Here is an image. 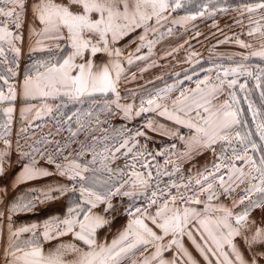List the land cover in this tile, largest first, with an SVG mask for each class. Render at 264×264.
<instances>
[{
    "label": "snow or ice",
    "instance_id": "1",
    "mask_svg": "<svg viewBox=\"0 0 264 264\" xmlns=\"http://www.w3.org/2000/svg\"><path fill=\"white\" fill-rule=\"evenodd\" d=\"M191 2L0 0V66L6 72L0 74L6 86V90L0 86V111L6 117L0 123V180L19 164L13 186L59 175L69 183L50 188L44 198H58L53 193L69 191L76 196L63 218L53 217L42 225L13 229L9 215L4 264H264V112L258 113L249 102L258 143L251 131L238 130L246 124L240 119L234 90L238 85L246 91L247 79H252L264 100V68L252 70L241 62L221 68L214 78L206 75L196 80L194 88L178 90L172 85L149 93L140 99L138 108L135 102L121 103L126 99L120 91L122 80L127 79L123 64L149 58L138 55L145 47L151 53L157 43L149 34L163 36L161 29L172 31L168 24L181 25L228 11L218 9L217 0H203L189 14L173 17ZM240 12L247 14V36L258 38L260 44L256 48L239 37L233 42L252 49L249 55L264 58V0L243 4ZM236 23L243 26L242 20ZM137 30L140 43L125 56L119 43ZM231 39L225 37L220 43ZM25 40L31 42V52L43 51L48 56L23 72L19 88L25 106L14 141L16 77ZM98 56L105 59L98 63ZM239 77L247 79L239 83ZM176 90L179 94L173 98ZM69 105L81 107L69 112ZM146 112H156L190 130L187 136L178 135L182 149L173 144L170 152L153 154L139 144L137 138L144 132L125 134L115 128L110 132V118L131 119ZM37 120L51 121L52 127L38 134ZM153 123L149 120L147 127L155 131ZM81 134L83 140L78 139ZM206 151L214 155L210 166L181 174L185 161ZM158 155L164 156L163 164L156 159ZM121 157L123 166L116 164ZM177 175L178 180L173 179ZM164 176L169 177L167 182ZM115 197L142 198L143 203L126 209V225L110 241L100 242L97 232L110 225ZM33 206L31 201L22 202L9 212ZM25 233L30 237L21 239ZM51 241L57 243L46 250L44 243Z\"/></svg>",
    "mask_w": 264,
    "mask_h": 264
},
{
    "label": "rangeland",
    "instance_id": "2",
    "mask_svg": "<svg viewBox=\"0 0 264 264\" xmlns=\"http://www.w3.org/2000/svg\"><path fill=\"white\" fill-rule=\"evenodd\" d=\"M203 2V0H192L191 3L186 4L184 10L195 9L196 6ZM227 8L228 11L220 12L217 11L212 16L207 17H198L195 20L188 21L181 25H171L168 24V27L172 28L171 33L167 32V28L161 29L164 33L161 36L159 33L153 37L149 34V39H156L155 43L151 49V53L147 47L141 49V52L138 55H148L147 60H134V63L128 65L124 62L123 67L125 69L126 80H122L120 85V91L122 97L121 103H132L135 102L137 108L139 107L140 99L147 98L149 93H155L166 87L175 85L177 89H187L194 88L195 82L198 79H203L204 76L209 75L215 77L216 72L221 68L235 67L238 63H245L252 70L257 68H264V58L258 56H251L249 53L252 49L242 48L239 45L235 44L233 41L236 37L239 39L250 42L254 47L258 48L260 41L258 38L247 36V30L249 27V21L247 14L241 15L240 6L237 7H218ZM182 9H178L173 13V17L179 18L180 16L187 15L189 13H177ZM237 20L243 21V26L236 23ZM140 33L134 32L128 37H125L120 41L119 46L125 48V56L129 53H133L137 45L140 43L136 37ZM225 37L232 38L229 42L220 43ZM135 41V42H133ZM48 54L42 55H33L27 56L20 59L19 62V76L16 77V81L23 76L25 69L29 68L37 60L46 59ZM189 56L193 59H204L199 64H190ZM243 56H248L247 60L242 61ZM199 57V58H198ZM102 56L97 57V62L104 60ZM142 69H146L143 70ZM0 74H6L4 66H0ZM135 76V79L132 77ZM190 78V79H189ZM247 78L239 77V83H244ZM12 82V81H10ZM0 86L6 88L3 85V82L0 81ZM133 90L136 94L135 96L131 95L128 90ZM176 90L172 93L173 98L179 94V91ZM239 100L238 109L240 111V119L246 124V127L240 126L238 130L242 133L251 131L253 133V138L257 140L258 143L259 137L255 135L256 132V122L253 120L252 112L249 110L248 104L251 102L253 107L257 109L258 113L264 112V100L261 99L260 89L255 87V81L252 79H247V89L246 91H240L238 85L234 89ZM247 95V100L245 96ZM225 96H221L220 99L223 100ZM80 105H69V108L66 111H75ZM83 107H87L84 105ZM261 116H257V120L261 119ZM153 121V126L157 130L153 131L147 127V122ZM4 120L0 116V123ZM51 125L52 122L48 121ZM110 132L111 128L117 130H124L125 134L132 133L135 134L136 131L144 132V136L138 137L140 145L146 146L147 150L156 153H167L170 152L171 146L176 144L178 149H182V144L178 140V135L187 136L190 134V130L183 125H177L174 121L168 120L166 117L159 116L156 112H146L142 113L140 116H135L131 119H124L122 116H116L110 118ZM159 125H163V128H159ZM41 126V125H40ZM169 126H178L183 127L181 132L177 133L176 138H172V135L169 134ZM21 124L13 126V140L15 141L16 133L19 131ZM37 129V133L41 131ZM46 133V132H45ZM176 133V132H175ZM67 135V133H63ZM99 135V133H97ZM84 134H81L78 139L83 140ZM23 143V139L21 140ZM235 143V142H234ZM75 146V145H74ZM227 147V145H225ZM217 155H219L220 145H216ZM230 154V148L228 149ZM259 153H257V156ZM156 159L163 164L164 156L158 155ZM214 159V155L210 151H206L201 155L196 156L191 161H185L181 165V174L187 176L189 171L195 172L197 169H202L204 166H210L211 162ZM117 165L123 166L124 158L121 157L116 161ZM173 179L178 180V175L174 176ZM164 182L169 180V177H162ZM239 191V189L237 190ZM76 198L75 194L72 192L66 196L64 201L52 202L42 209H31V211L22 214L23 211L15 212L16 217H14V224L16 228L21 226H30L35 223L37 225H42L45 220H48L53 217L63 218L66 214L67 207L70 206L71 202ZM223 199V198H222ZM33 202L34 198L30 196H14L10 202L11 207L15 204ZM122 201V202H121ZM226 203L231 206V201L227 200ZM119 203H122L120 207H123L122 211L114 212L109 216V219L112 223L109 230L104 233V240L110 241L113 239L123 226L126 225L128 216L125 212L129 207L140 206L143 203L142 198L129 199L127 197H121V199L113 202L116 206ZM20 214V215H18ZM256 217L259 216V213H255ZM259 219V218H258ZM123 222L124 225H117L116 223ZM41 229H37V235H39ZM30 233L22 234L21 239L30 237ZM99 241H102L99 240ZM187 243V241H186ZM190 247V245H189ZM193 255L197 259H201L198 253L192 249ZM4 261V257H0V264Z\"/></svg>",
    "mask_w": 264,
    "mask_h": 264
},
{
    "label": "crops",
    "instance_id": "3",
    "mask_svg": "<svg viewBox=\"0 0 264 264\" xmlns=\"http://www.w3.org/2000/svg\"><path fill=\"white\" fill-rule=\"evenodd\" d=\"M137 33H140V30H137ZM30 41L25 40L24 46L22 48V52H21V58L27 57V56H33V55H42V54H48L47 52H43V51H36V52H31L29 45H30ZM199 58V57H198ZM190 61L192 60L191 56H189ZM204 59H193L190 64H199L200 62H202ZM23 76L17 80V99L14 103V107H15V111L13 113V122H12V127L18 124H22V120H21V116H20V111L21 109L25 106L24 103L22 102L21 96H20V88H19V82L22 81ZM6 90V88H5ZM33 103H35L33 101ZM8 104L5 103L3 105V107H7ZM0 116L2 117L3 120L6 119V117L4 116L3 112L0 111ZM35 124H39L41 125V131L43 132H47L52 125L49 122H45V120H37L35 121ZM169 130H167L169 132V134L172 135V138H176L177 135H173L172 133L176 134L178 132H181V129L183 127H178V126H169L168 127ZM16 158L15 153H13V159ZM46 167L49 168L50 171H54V168L52 166L49 165H45ZM20 170V165L16 164L12 170L8 173L7 177L3 180H0V257H3V252L4 249L7 247V237H8V219L7 217L9 215H11V222H12V227L13 229L16 228L15 224H14V217H16V214L14 213H10L9 212V208H11V202L10 200L18 195V196H30L34 198V206L31 209H42L43 207L47 206L48 204H51L52 202H57L58 201H64L66 199V196H68V194L71 193V191H69L66 195H60L59 193H53V195L55 197L58 198H54V199H45L44 198V193L46 191H48L50 188H54L60 184H68L69 182L67 181V179L65 177H61L59 175H52L49 177H43L40 179H35V180H29V181H25L22 183H17L15 184V186H13V180H14V176L16 173H18ZM6 189V190H5ZM120 200L121 197H115L113 199V202H116L117 200ZM66 202V201H64ZM122 202V201H121ZM122 203H119L118 205H114L116 207V209H118L117 213L120 211H122L123 207H120ZM27 210V211H23L22 214L24 215L25 213L31 211ZM20 215V214H18ZM257 219L259 218L256 217ZM109 219V217H108ZM110 220V219H109ZM117 225H124L123 222H118L116 223ZM112 225V223H110V225H106L104 228L98 230L97 232V238L98 240H101L100 242L105 241L103 236L104 233L107 232L110 228V226ZM105 231V232H104ZM63 239H70V237H65ZM57 243V241H51V242H45L44 243V248L47 250L49 248L52 247L53 244ZM4 264V261L1 263Z\"/></svg>",
    "mask_w": 264,
    "mask_h": 264
},
{
    "label": "trees",
    "instance_id": "4",
    "mask_svg": "<svg viewBox=\"0 0 264 264\" xmlns=\"http://www.w3.org/2000/svg\"><path fill=\"white\" fill-rule=\"evenodd\" d=\"M250 2H257V0H217L216 7H237L241 6L246 3ZM195 9H189V10H180L177 13H190L191 11H194Z\"/></svg>",
    "mask_w": 264,
    "mask_h": 264
}]
</instances>
